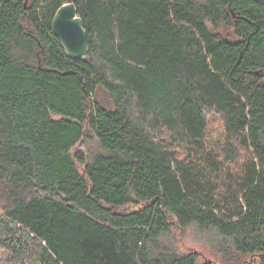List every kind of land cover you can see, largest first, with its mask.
<instances>
[{
    "label": "trees",
    "instance_id": "1",
    "mask_svg": "<svg viewBox=\"0 0 264 264\" xmlns=\"http://www.w3.org/2000/svg\"><path fill=\"white\" fill-rule=\"evenodd\" d=\"M63 3L0 0L7 264H213L191 226L264 264V0H75L79 60Z\"/></svg>",
    "mask_w": 264,
    "mask_h": 264
},
{
    "label": "rangeland",
    "instance_id": "2",
    "mask_svg": "<svg viewBox=\"0 0 264 264\" xmlns=\"http://www.w3.org/2000/svg\"><path fill=\"white\" fill-rule=\"evenodd\" d=\"M95 98L105 107L110 108L111 104L106 92L98 88ZM218 122L214 119L213 128L218 127ZM76 149H81L85 152L97 150V145L94 141L89 140L80 143ZM169 236H173L180 252H197L199 255L198 261H210L213 264H255L253 258H244L235 254L231 249L225 248L222 241L212 231L201 232L197 228L191 226L180 231H171ZM168 236L162 240L166 241ZM8 252L0 248V264H7Z\"/></svg>",
    "mask_w": 264,
    "mask_h": 264
},
{
    "label": "water",
    "instance_id": "3",
    "mask_svg": "<svg viewBox=\"0 0 264 264\" xmlns=\"http://www.w3.org/2000/svg\"><path fill=\"white\" fill-rule=\"evenodd\" d=\"M74 3L75 0H64L54 13L51 29L66 56L72 60H79L87 55V37Z\"/></svg>",
    "mask_w": 264,
    "mask_h": 264
}]
</instances>
